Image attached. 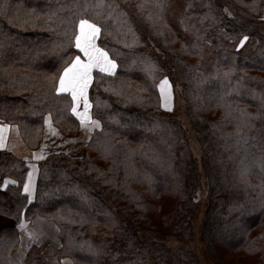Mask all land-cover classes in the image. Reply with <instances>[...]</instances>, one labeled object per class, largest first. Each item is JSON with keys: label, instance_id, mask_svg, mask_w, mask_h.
<instances>
[{"label": "trees", "instance_id": "trees-1", "mask_svg": "<svg viewBox=\"0 0 264 264\" xmlns=\"http://www.w3.org/2000/svg\"><path fill=\"white\" fill-rule=\"evenodd\" d=\"M261 2L0 0V117L17 122L29 146L41 140L47 112L77 130L71 99L56 86L78 53L80 19L100 27L97 44L117 64L114 74L94 71L90 87L102 128L82 157L58 152L39 161L32 202L23 192L25 161L0 151V213L17 223L41 214L59 228L61 246L32 244L28 264H61L62 256L73 264H180L164 241L142 232L177 224L176 206L192 202L199 180L180 119L162 109L164 77L181 88L208 154L209 257L264 264V34L248 24ZM4 177L17 183L2 188ZM18 242L17 228L1 230L0 264Z\"/></svg>", "mask_w": 264, "mask_h": 264}, {"label": "crops", "instance_id": "crops-1", "mask_svg": "<svg viewBox=\"0 0 264 264\" xmlns=\"http://www.w3.org/2000/svg\"><path fill=\"white\" fill-rule=\"evenodd\" d=\"M97 41V38H96ZM97 47H100L97 42H95ZM78 49V48H77ZM107 52L105 49H103ZM108 54V53H107ZM80 56L82 60L86 59L83 53L78 49V53L73 57ZM108 58L112 60L109 55ZM71 60V61H72ZM71 63V62H70ZM69 63V64H70ZM68 64V65H69ZM67 65V66H68ZM115 69L111 73L103 72L106 74H114L117 68L115 62ZM66 66V67H67ZM94 71H100L99 69H93L92 71V81L87 89L88 101L91 107L88 109L91 120H86L83 124L81 119L71 109L75 106L77 112L84 111V103L81 99L79 104L73 101L70 92H64L58 94H67L71 99V104L69 111L73 118L78 122L76 132L72 133L71 126L68 128H63L55 122L51 112H47L43 119V128L41 129L42 138L37 144L29 146L21 134L19 124L17 122H11L4 117H0V124L8 126L11 128H5V147L0 148V151H7L13 153L18 158L25 161L28 170L26 172L24 182H23V192L24 185L29 183V173H31V191L24 192L27 195L28 202L34 200L36 191V181L38 175V163L40 160L44 159L50 153L65 152L71 157H82L85 153L86 147L92 138V135L100 125L99 119L94 117L92 114V102L90 99V87L94 79ZM101 72V71H100ZM63 74V70L60 76ZM59 76V78H60ZM59 78L57 81V86H59ZM98 121V125L91 123V121ZM17 181L11 177H4L1 187L5 188L10 184H16ZM14 227L19 231V242L15 251L11 254L9 264H28L25 261V255L32 244H43L45 242H51L56 246H61V238L59 236V228L55 222L49 220L44 215L36 214L31 218L23 217L18 223L9 215L0 213V232L1 230ZM61 264H71V259L69 257H63Z\"/></svg>", "mask_w": 264, "mask_h": 264}, {"label": "rangeland", "instance_id": "rangeland-1", "mask_svg": "<svg viewBox=\"0 0 264 264\" xmlns=\"http://www.w3.org/2000/svg\"><path fill=\"white\" fill-rule=\"evenodd\" d=\"M259 4V13L257 14V19L249 21V26L257 28L261 34H264V0ZM235 7L232 2H229L226 10L229 14H232L233 11L231 7ZM240 9H238L239 11ZM79 24V23H78ZM77 24V33L79 31ZM76 33V34H77ZM257 36H253V40H256ZM97 42V41H95ZM165 78V77H164ZM162 78L159 80L158 90L160 93V82L164 80ZM168 82L170 84L171 92V109L164 107V98L161 96V105L164 111L167 113L174 114L173 116L177 119H180L182 126L184 127L188 145L191 149L192 156L196 160L197 169L199 171V180L194 192L191 195L192 202L188 203L181 202L178 203L177 200L176 210L182 212V216L178 219L177 224H173L170 228L165 230L162 226L159 225L155 228L157 231L150 228L144 229L142 232L152 240H161L164 241L172 250L173 255L180 264H216L208 255L206 249L202 232L203 225L205 222L207 208L209 204V178L207 174V153L202 149L197 131L195 130L188 111L186 109V101L182 97L181 88L173 86L169 78ZM100 125L95 129V136L98 131L102 128V122L99 120ZM94 152V149H92ZM92 152V155H93ZM161 176V175H160ZM160 182H164L162 176L159 178ZM171 187V185H169ZM193 204V205H192ZM192 205V206H190ZM182 227L178 228L179 226ZM71 264H73L72 258ZM60 260V261H61Z\"/></svg>", "mask_w": 264, "mask_h": 264}, {"label": "snow or ice", "instance_id": "snow-or-ice-1", "mask_svg": "<svg viewBox=\"0 0 264 264\" xmlns=\"http://www.w3.org/2000/svg\"><path fill=\"white\" fill-rule=\"evenodd\" d=\"M79 31L75 35V47L80 49L86 59L82 60L80 56H76L71 63L63 69V74L59 78V86L56 91L59 93L70 92L73 101L79 104L83 100L84 111L77 112L74 106L71 111L80 117L83 124L86 120H91L88 109L91 107L87 89L92 81L93 69H99L101 72L111 73L115 69V61L108 58L107 52L97 47L95 41L99 36L101 29L89 19H80L78 24ZM248 39L247 36L240 40V45ZM160 93L164 98V107L171 109V92L170 84L167 77L160 82ZM91 123L98 125V121L92 120ZM11 128V125L5 126L0 124V148L5 147V128ZM29 183L24 185V192L31 191V173H29Z\"/></svg>", "mask_w": 264, "mask_h": 264}]
</instances>
